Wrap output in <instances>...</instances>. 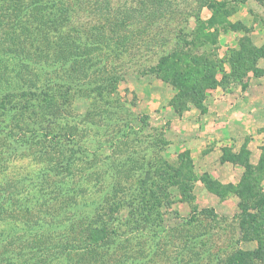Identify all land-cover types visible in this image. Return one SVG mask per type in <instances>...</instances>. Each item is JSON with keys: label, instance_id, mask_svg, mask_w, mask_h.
Masks as SVG:
<instances>
[{"label": "trees", "instance_id": "16d2710c", "mask_svg": "<svg viewBox=\"0 0 264 264\" xmlns=\"http://www.w3.org/2000/svg\"><path fill=\"white\" fill-rule=\"evenodd\" d=\"M253 1L264 8V0ZM207 6L202 3L200 11ZM188 11L186 4L170 0H0V79L14 65L19 80L14 87L4 84L8 78L0 80V133L9 130V137L15 136L17 142L24 136L48 140L61 136L69 151L68 158L52 161L53 180L46 196L48 220L0 231V264H126L129 260L146 264L150 257L160 256L170 235H174L177 255H192L197 264H264V192L258 184V167L250 165L243 155L226 156L247 168L237 186L204 180L209 191L220 198L238 196L239 213L233 218L220 217L214 211L195 208L193 215L179 219V225L168 227L161 223L164 207H171V192L165 189L181 185L177 168L170 169L173 173L168 178L159 157L154 155V162L148 156L121 180L125 166L119 162L108 169L112 179L105 199L101 193L97 196L96 183L89 194L81 184L77 169L81 167L76 165L97 155L103 146L91 151L77 127L65 131L57 127L63 120L56 112L61 113L60 105L75 93L91 101L92 118L98 113L107 130L120 124L122 118L124 125L117 140H129L138 129L121 98L119 84L134 67H147L142 74L151 72L177 90L178 98L204 111L207 92L219 85L221 65L195 53L197 38L190 23L192 19L196 24L203 20L200 11ZM249 43L246 41L248 48L252 47ZM56 44L59 47L51 54ZM257 53L264 55V48ZM246 55L240 59L247 63ZM6 117L11 119L10 129L9 123L4 126ZM16 120L23 123L17 125L19 132H14ZM139 123L138 128L147 130L150 117H140ZM107 143H112L110 148L116 144ZM147 147L148 154L149 147L158 148L154 141ZM178 162L180 168L188 162L194 170L189 152ZM192 175L190 181H197L195 172ZM121 181L123 185L117 190ZM117 203L120 206L114 205ZM124 207L130 212L122 217L117 213ZM129 216L133 222L121 225ZM226 229L230 231L228 240L219 244ZM17 233L21 235L16 239ZM11 235L13 240H9ZM242 243H256V247L244 250Z\"/></svg>", "mask_w": 264, "mask_h": 264}, {"label": "rangeland", "instance_id": "374dc122", "mask_svg": "<svg viewBox=\"0 0 264 264\" xmlns=\"http://www.w3.org/2000/svg\"><path fill=\"white\" fill-rule=\"evenodd\" d=\"M170 1L178 2L183 5L186 4V8L189 10L188 12L192 11L194 13L200 11L199 8L202 3H208L210 7H204L200 11L203 23L196 24L194 19H192V22L190 23L191 31L195 32L197 38L194 51L195 53H199L198 55L206 56L208 60L214 59L220 62V65H222V58L219 55L221 35H223V32L225 33L227 28H229L228 25L231 23L229 19L238 11L240 4L245 5L250 13H254L255 19H262L264 24V8L253 0ZM208 15L211 16L209 19H207ZM213 16L215 17L214 19L212 18ZM237 27H240V25ZM250 30L252 31L253 28H250ZM55 32L56 31H54V33ZM51 37H53V33H51ZM57 47L59 46L56 44L49 52L53 54L57 50ZM59 52L60 51H58L56 55H58ZM246 58L247 61H249L247 55ZM241 61L245 67V61ZM13 69L14 65L10 66L8 73L3 75L0 79L3 80V78H8L4 83L7 86H10L9 84L12 83V87H14L17 85L16 81L19 82V80H17L18 76ZM58 69L61 70V68ZM144 69L147 70V67H134L124 75L119 84L121 98L127 103V106L132 111L131 121L136 129H138L137 133L130 135L129 140L124 142L117 140L118 137L116 135L120 126L124 125L120 116H118V119L121 118L119 120L122 122L108 129L110 130V134L108 135L106 121L102 123V117L98 116V113L92 118L94 114L91 113V101L79 94L74 93L71 96V99L63 104L64 106L60 105L59 110L61 113L56 112V114L63 120L57 125L61 131H65L68 127H77L79 133L83 137V144L89 147L91 151L97 149L99 146H103V149H100L97 155L93 154L91 158L88 157L77 162L76 166L81 167L77 169L79 170V177L81 179V184L83 185L82 187L86 189L89 194L95 189H98L97 196L101 193V196L105 199V194L110 193L107 191L109 189L108 184L112 179L111 175L108 173L110 166H113L114 164L119 166V162H122L125 169L122 171L120 168L119 169L122 173L121 180H124L130 171L133 169L136 170V167L140 166V162H142L140 161L141 159H148V156H150V159L153 157L155 162L154 155H157L159 157V163L163 164L162 170L166 173L167 177L170 178L173 173L170 169L177 168L176 172L180 179L179 181H181L180 186L167 187V189H165L164 184H162V189L164 188L166 191L171 192V197L168 198V201H171V207H164V214H162L163 221H161L162 224L168 227L179 225L181 223V220L179 219L188 218L193 215L192 212L195 208H198L199 210L208 209L216 212L220 217L233 218L240 212L239 197L235 194H229L224 198H220L216 193L209 191L204 180L206 177L207 180L217 182L223 186H237L242 179L237 184H224L219 180H214L208 176V174L203 176L196 174L197 181H190L192 172H196L195 166L194 170H190L191 165L187 162L183 169L180 168L178 162L179 157H182L187 152L190 153V151L186 150L179 153V151L173 147L171 135L168 132L171 127L169 119L164 118V121L160 122L157 121L155 117L163 110H171L172 113H175L177 118H179V116H183L184 113L191 108L197 107L191 104L190 101L178 98L176 96L178 93L177 90H175L170 84L157 78L151 72L146 71L147 73L142 74L141 71ZM60 72L62 73V71ZM54 74L56 75V73ZM59 74L60 73H57V75ZM179 107L180 109H178ZM178 110H180V112ZM144 115L150 117L151 123L150 128L142 131V126L138 128L140 125L139 118ZM25 117L29 120L28 114H25ZM8 118L6 117V123H4V126H7V123H9L8 127L10 129L11 119ZM67 119L68 121L66 122ZM15 123L17 124H15L14 132H19L17 125L21 126L23 124L22 120L18 122L16 120ZM8 131L9 130H5V132L3 131L0 133V231L5 229L8 230L15 226L22 227L29 222L37 223L38 221L46 222L48 220L50 214L46 215V211H48L46 196L50 192L51 181L53 180V174L50 170L53 165L52 161L55 158L65 159L66 157H69V151L65 147L67 141L64 139L62 140L61 136H57V138L52 137V140L45 139V137L32 138L24 136L18 137L20 138V141L17 142L15 136L9 137ZM25 137L26 139H24ZM114 137L116 140H114ZM149 137L151 138V142L148 144L147 141H149ZM107 141L115 142V147L110 148L108 145H111L112 143H107ZM152 141H154V144H156L158 148L154 147V149H151L149 147V152L151 153L148 154L147 146H151ZM102 143L104 145H100ZM258 173L260 172L258 171ZM258 177L259 187L262 192H264V180L261 179L260 174ZM96 181H98V183ZM199 182L203 184L210 194L215 196V199L219 203L218 205H215L216 200H211L210 198L205 197L203 199V196L197 195V193H199L197 188ZM94 183L99 187L94 189ZM122 185V181L121 184H117V190ZM215 190L219 193L222 192L218 189ZM113 192L115 191L111 189V193ZM191 196L194 197V199ZM229 198H237L235 200L238 204L236 206H233V204H227L220 208L222 201L229 200ZM86 199L90 200V198L87 197ZM112 199H114V195H112ZM190 199L193 200L189 202ZM114 205L120 206L119 203ZM230 205L232 206L231 209ZM104 206H108V203L105 201ZM56 207H59V205ZM129 212V208L124 207L121 208L117 214L125 217L129 215ZM129 221L133 222V217L131 218L129 216V218L122 222L121 225H124ZM154 221L158 222L157 218H155ZM150 224L153 225L157 223L150 222ZM225 228L228 227L225 226ZM188 233L189 231L187 230V234ZM229 233L230 231L228 229L222 232L221 240L218 239L219 244H223L225 243L224 241L228 240ZM174 234H177V232ZM20 235V233H17L14 235V238L17 239ZM173 236L170 235V237L163 243V248H161L162 251L159 254L160 256L157 255L153 259L150 257L148 261H146V264L198 263L192 255H177L176 250L174 249L175 245L172 244ZM236 236L237 238L239 237L238 235ZM9 240H13V235L9 236ZM137 240L138 238H134V241ZM240 247L244 250H252L256 247V243H242ZM142 254L144 255V252H142ZM206 262L207 261H204L202 264H206ZM126 264L145 263H136V261L129 260Z\"/></svg>", "mask_w": 264, "mask_h": 264}, {"label": "crops", "instance_id": "0c3cea01", "mask_svg": "<svg viewBox=\"0 0 264 264\" xmlns=\"http://www.w3.org/2000/svg\"><path fill=\"white\" fill-rule=\"evenodd\" d=\"M229 20L240 27H229L221 35L219 85L207 92L204 111L191 108L177 118L171 110H163L155 119H169L173 147L179 153L190 151L195 174L237 184L247 168L226 158L228 154L246 157L250 165L258 167L264 180V55L257 53L264 48V24L242 4ZM248 40L250 48L246 47ZM242 54L249 59L245 67L240 59ZM197 188L198 196L216 200L201 182ZM235 199L222 201L220 208L227 204L236 206ZM218 204L216 200L215 205Z\"/></svg>", "mask_w": 264, "mask_h": 264}]
</instances>
